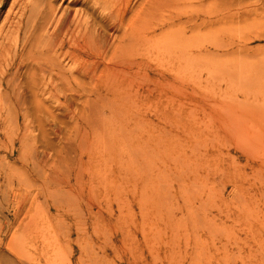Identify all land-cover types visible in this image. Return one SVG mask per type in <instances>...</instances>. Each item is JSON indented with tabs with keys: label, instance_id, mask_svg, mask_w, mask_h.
Instances as JSON below:
<instances>
[{
	"label": "rangeland",
	"instance_id": "1",
	"mask_svg": "<svg viewBox=\"0 0 264 264\" xmlns=\"http://www.w3.org/2000/svg\"><path fill=\"white\" fill-rule=\"evenodd\" d=\"M142 2L129 0L125 19ZM200 4L225 7L229 19L147 31L155 39L133 50L117 102L98 100L75 72L68 102L59 82L53 97L32 99L29 50L44 52L49 41L48 7L56 17L76 12L109 42L123 30L89 0L0 1L1 69L17 51L15 65L24 66L15 90L30 110L19 125L11 103L5 108L14 87H1L0 264H264V0ZM194 32L216 33L203 42ZM160 37L166 45L155 44ZM225 40V50L197 49ZM197 56L210 61L195 65ZM98 134L103 143L90 147Z\"/></svg>",
	"mask_w": 264,
	"mask_h": 264
},
{
	"label": "bare ground",
	"instance_id": "2",
	"mask_svg": "<svg viewBox=\"0 0 264 264\" xmlns=\"http://www.w3.org/2000/svg\"><path fill=\"white\" fill-rule=\"evenodd\" d=\"M0 1H2V0H0ZM47 1H49V0H47ZM89 1H91V5L93 4V8L95 6V7L100 8L101 11H103L102 14L104 15L103 18L105 20H107L108 22H111L115 28L123 30L122 34L119 36H114L112 42H109V40L101 33V31L103 29L97 31L96 28H92L91 26H89L87 24L84 25L83 22L86 19L83 20V22L75 20L74 17L71 15L72 14L75 15L76 12L71 13V15H70V12L68 13L67 11H66V13H63L65 11L64 10L58 17H56V15H55L56 9L52 5H50V7H48L50 11L49 12L46 11V15H45L43 20L45 22H48L49 24L53 23L54 25H53V30L51 32L52 34H51L50 38H46V40H45V41H47L49 39L48 43L44 41L45 44L46 43L47 44L46 45L43 44V46H42L43 48L45 46L44 52H42L38 49L34 51L33 49L29 48L32 50V51H30L27 48L29 50V52L31 53V55L34 53L33 56L29 55V53L27 54V55H29L28 58L30 61L26 58L30 63L32 61L35 64L34 68L32 66V73H31V75H32L31 81L33 82L32 85L34 86L32 92H31V94L33 93V98H32L33 101H36L37 95H38L37 93L39 91H41L42 93H47L53 97L55 95L56 89L58 87V86H56V82H59V84L61 83L60 90H62V92L60 91L61 92L60 95L63 96L65 101L66 100L68 101L69 98H71V94H69V91L72 93V90H73L72 83L78 82V81H76V78L72 74L73 72H75V73H77V75L85 77V78H87V80H89V84H91L92 90L94 91L92 93V95L95 96L98 100H101L102 98H105V97H109V98L113 97V98L117 99V100H114L117 102L119 100V98L121 97V93L123 91L122 88H124L122 85L123 82L120 81L121 78L119 79V75L121 73L126 75L127 70L128 69L130 70L131 68H133V66L137 63V62H133V50H138V48H141L140 47L142 45V44H140L141 42H144V46H145V43H147L149 45H151L153 43V39H155V37L152 35L153 34L152 31L156 32L157 29H161L164 26H165V28H167L166 25H169V24H177L178 27H181V28L183 27L182 29H184L185 25L190 24L191 27H195L196 30H198V29L200 30V28H202L206 25H214V24L218 25L219 22H226L229 19V13H228V10H226V8L224 7L225 5L224 6L222 5L224 8L221 9L219 6L216 8V4H210V5L208 4L207 8L205 10V8H201V4H200V2H202L203 0H143L140 12L137 14L136 17L133 18V15H132L129 19H125L126 15L128 13L127 2L129 0H89ZM86 2H87V0H86ZM207 3H209V2H207ZM227 4H226V6H227ZM41 5H42V3H41ZM48 6H49V4H48ZM202 9H204L205 11H203ZM82 16H84V15H82ZM201 16L203 17V19ZM78 18H81V16H78ZM184 18H188V20H186L184 22V20H183ZM48 23H47V25H48ZM105 24H106V22H105ZM42 26L44 27V25H42ZM41 27H40V29H41ZM45 29H46V27H45ZM220 29H222V28H220ZM177 30H179V28ZM147 31H151L150 33H152V34L148 35ZM172 31H174V29ZM172 31H171V34H172ZM40 32H41V30H40ZM175 32L176 31H174V33ZM180 32H181V30H180ZM215 33L209 32L208 34H205L206 36H204V37H202L203 33L201 34V36H200V34H199V36H196V34H198V33L196 32V34H195V32H194L193 35L195 34L194 35L195 41H196V38L198 39L200 37V40H201V37H202L203 40H201V41L204 42V38L208 37L210 39L214 36ZM154 34H156V33H154ZM175 34L181 35V37H183V35H182L183 33L178 34L176 32ZM165 36H166V32H164L163 37H165ZM35 37H37L36 34L34 36V39H35ZM175 37L176 36H173V38H175ZM181 37H179V38H181ZM192 37L193 36L191 35V38ZM189 38L190 37L188 36V39ZM208 38H207V40H208ZM182 39L185 40L184 38H182ZM43 40H44V38H43ZM165 40L166 39H164V38L161 39V37H160V40H157V41L155 40L156 41L155 44L157 45L158 42L162 41L163 44L166 45ZM173 41H174V39H173ZM226 41L227 40H225V44L224 43H218L219 40H218V42L216 41L217 43H214L215 41L209 42L210 45H206V46H203V42H201L202 45H200L197 49L202 50V48L203 49L213 48L216 50H225V48L229 47V44L227 45ZM31 42H32V40H31ZM35 42H36V39H35ZM35 42H34V44H35ZM41 42L43 43V41H41ZM176 42H173V44H175ZM221 42H223V41H221ZM193 43H194V39H193ZM195 43H194V45H195ZM31 44L32 43H30V47H31ZM173 44L170 43L167 48L170 49V46L173 47ZM188 45H189V43H188ZM191 45H189V46H191ZM176 46H180L179 41H178V45L176 44ZM183 47H184V49H186L187 44L183 45ZM183 47H182V49H183ZM43 48H41V49H43ZM153 48H154V46L152 47V49ZM165 48H166V46H165ZM174 48H177V47H174ZM169 49L167 50V52H166V49H164V51L166 53L169 52V54H170L171 51ZM160 50H163V47ZM177 50H178V48H177ZM0 52H1V50H0ZM16 52H15L13 57H11L10 59L8 58V60H7L8 62H2L3 65L5 66L2 69H1V63H0V70H1V73H0V94L2 93L1 87L4 84H5V87L6 86H11V87L13 86L14 87L12 92H10L11 93V95L9 96L10 100L7 99V101H9V102H8V104L5 105V108H7V109L9 108L8 110H10L9 103H11V105L13 106V109H12V106H11V109L14 112L13 117H15V120L19 124L21 117H23L24 120L28 119L27 117L29 115L30 110H29L28 105L26 106L27 99L24 96L23 91L17 92L15 90L18 87L17 79H18V76L20 75L19 72L21 71V69L24 66V63H21V62L18 63L17 65H15L16 58L18 57V53H16ZM157 54H158V52H157ZM27 55H25V56H27ZM207 56H209V55L207 54ZM201 57H205V56H201ZM201 57L197 56V58L199 60L197 61V64L195 63V65H198V62H199V64L201 62L202 64L206 63V65H207V62L210 61V59H207V62H205L204 60L201 59ZM62 58H64V59L68 58L67 60L71 61L70 66H73V68L72 69L70 68V69L72 71H70L69 67H68V70H65V68L62 65ZM188 58H189V56H188ZM206 58H208V57H206ZM211 58H212V56H211ZM191 59H192V56H191ZM191 59H190V62H193V60L191 61ZM1 61H2V55L0 53V62ZM202 61H204V62H202ZM190 62H188V65ZM211 62H214V61H211ZM190 64L192 65L193 63H190ZM211 65H212V63H211ZM185 66L186 65H184L183 67H185ZM12 68H15V70L10 75H8L6 77V75L8 74L9 71H11ZM191 69L192 68H190V70ZM177 73H176V75H177ZM27 74H28V72H27ZM27 77H28V75H27ZM29 78H31V77H29ZM29 78H28V80H29ZM4 79H5V81H4ZM78 79L79 78L77 77V80ZM28 80L26 78L25 82H27ZM131 80H133V79H131ZM82 81H83V79L79 80V82H81V84H82ZM18 82H20V80H18ZM87 82L88 81H85V83H87ZM28 85L29 84L27 83V86ZM81 87H83V86H81ZM84 88H85V86H84ZM84 92H87V91L85 90ZM57 94H59V93H57ZM5 98H6V96H5ZM4 104H5V102H4ZM35 104H38V103L36 102ZM66 106L68 108H70L69 104ZM95 107H96V105H95ZM37 108H38V106H37ZM42 109H44V108H42ZM36 111L38 112V110H36ZM36 111H35V113H36ZM47 111H48L47 115L49 114L48 117L50 116V118H52L53 113L51 114V110L48 109ZM11 112H10V114H11ZM33 113H34V111H33ZM94 113H95V111H94ZM34 118H36V116H34ZM78 121H80V120L78 119ZM81 122L78 125L79 129L85 128V124L83 123V121H81ZM25 125H26V123H25ZM92 126H93V122H92ZM26 131H27V125H26ZM22 133H24V131ZM28 133L24 137L21 138L20 142L22 141V145L25 144V140L28 138ZM100 137L101 136L99 135L97 141H94V140L92 142L90 141V147H91L92 143L96 145V148L98 146H100L103 143V139H101L102 137L101 138ZM85 141H87V139ZM26 143H27V141H26ZM105 143H107V141ZM105 143H104L103 148H106V146H107V144H105ZM81 144L83 145V142ZM74 148L75 147H71L72 150H75ZM84 148L85 147H83V149ZM109 160H111V159H109Z\"/></svg>",
	"mask_w": 264,
	"mask_h": 264
}]
</instances>
